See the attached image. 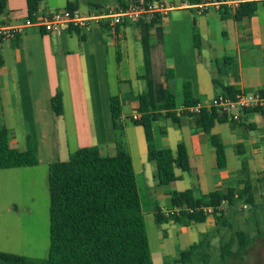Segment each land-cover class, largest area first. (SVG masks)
<instances>
[{"label":"crops","instance_id":"obj_1","mask_svg":"<svg viewBox=\"0 0 264 264\" xmlns=\"http://www.w3.org/2000/svg\"><path fill=\"white\" fill-rule=\"evenodd\" d=\"M5 1L9 9L0 12V28L29 18L25 0ZM130 1L83 0L86 9L82 10L78 0H41L33 20L66 8L67 2L88 15L115 12ZM161 1L169 9L156 16L158 19L143 16L118 26L102 21L89 31L66 27L58 33L32 26L16 39L0 38V129L6 130L10 146L18 150H25L29 140L38 158L35 166L0 169L1 173L42 166L48 170L52 162L66 161L79 148L95 147L102 156L118 150L129 155L138 194L142 190L150 199L149 213L154 221L156 209L166 214L175 210L171 191L192 190L199 197L249 182L255 194L263 197L264 183L259 180L264 175V116L243 113L239 122L215 123L207 133L195 117L180 111L185 82L203 106L217 93H226L224 88H230L231 93L264 90V0H254L255 13L242 20L234 18L238 6L233 2L246 0L218 7L215 3L224 0ZM165 88L175 98V109L170 112L177 120L161 116L153 122L154 145L174 152L183 144L189 170L175 168L178 178L159 185L155 164L147 157L143 128L133 116L140 118V95L146 96L150 112H167ZM57 92L62 99L59 116L50 105ZM110 96L120 102L118 129L111 117ZM211 135L223 145L222 168L217 167ZM202 224L205 228L199 234L214 227L215 217L209 215ZM161 235L166 237V229Z\"/></svg>","mask_w":264,"mask_h":264},{"label":"trees","instance_id":"obj_2","mask_svg":"<svg viewBox=\"0 0 264 264\" xmlns=\"http://www.w3.org/2000/svg\"><path fill=\"white\" fill-rule=\"evenodd\" d=\"M27 16L34 19L41 0H25ZM6 6L0 0V12ZM66 8L76 10L75 3L67 2ZM256 11V2L246 0L238 4L234 12L236 20L248 19ZM154 19H158L157 17ZM198 47V36L194 35ZM0 54V67L2 66ZM264 91V90H263ZM224 92L232 94L230 88ZM141 125L147 144L148 160L156 167L155 177L159 185H168L178 177L175 168L189 170V160L183 144L173 152L169 148L158 149L154 145L152 125L161 116L176 121L170 112L176 103L174 96L165 88L164 114L150 112L145 95L138 96ZM198 103L192 96L189 82L183 84L182 115L195 117L196 123L210 133L215 123L227 120L214 107H203L198 113L184 110ZM55 116L62 113V99L57 92L50 99ZM110 112L115 128L121 108L118 97L110 96ZM245 114L259 113L264 116V107L248 108ZM210 140L215 148L217 167L225 166L223 145L217 136ZM38 158L27 140L25 150L10 146L7 132L0 129V169L35 166ZM259 182L264 183V175ZM49 190V250L45 259L0 251V264H154L146 233L135 175L129 155L118 150L114 155L102 156L95 147H82L71 152L66 161H54L48 167ZM254 187L246 182L241 188L226 191L215 190L199 197L192 190L171 191L170 199L174 211L168 212L172 220L189 225L202 223L209 216L202 207H212L215 225L201 234L197 242L191 243L177 258L166 259L163 264H209L212 259L213 237L224 227H229L226 217H233L242 205L254 204ZM225 202V203H224ZM224 203V204H223ZM170 213V214H169ZM155 223L160 225L167 216L156 209ZM249 235L241 229H233L228 240L220 241V260L225 262L233 256L241 259L250 246ZM233 245L235 247L233 248Z\"/></svg>","mask_w":264,"mask_h":264},{"label":"rangeland","instance_id":"obj_3","mask_svg":"<svg viewBox=\"0 0 264 264\" xmlns=\"http://www.w3.org/2000/svg\"><path fill=\"white\" fill-rule=\"evenodd\" d=\"M78 1L80 9H86L83 0ZM105 1L109 4L112 2V0ZM8 9L6 6L5 12ZM255 193L256 204L240 206L232 218L226 217L227 222L230 223L229 227L222 228L220 233L212 238V259L209 264H264V194L260 197ZM139 199L154 264H163L166 259L169 261L177 258L181 251L200 239L199 231L205 228V224L193 223L190 227L173 225L175 221L164 212L167 220H171L172 223L163 222L157 225L152 214L149 213L150 199L144 197L142 190H139ZM236 228L249 235L250 246L241 259L231 256L220 263V241L228 240L231 232ZM164 229L167 232L166 237L161 235ZM48 250L47 168L42 166L14 169L11 173L0 172V251L40 260L47 257ZM195 264L203 263L197 261Z\"/></svg>","mask_w":264,"mask_h":264},{"label":"built area","instance_id":"obj_4","mask_svg":"<svg viewBox=\"0 0 264 264\" xmlns=\"http://www.w3.org/2000/svg\"><path fill=\"white\" fill-rule=\"evenodd\" d=\"M232 2V0H224L223 2H216L215 5L218 7L221 3L230 4ZM233 3L235 7L238 6V3ZM204 7L205 5H198L200 9H204ZM168 9V6L161 0H132L121 10L88 15H83L77 10L62 8L43 14L38 21L27 18L22 24L0 28V38L16 39L25 32L26 28L32 26H40L44 31L54 33H58L66 27L89 31L93 24H100L102 21H106L109 26H118L126 21H139L143 16L155 18L158 15H165ZM203 107H214L224 114L228 121L239 122L246 109L264 107V91H236L232 94L217 93L206 106L196 103L184 110L198 113ZM133 119H138V116L134 115ZM202 210L208 215L213 212V208L210 206L202 207Z\"/></svg>","mask_w":264,"mask_h":264}]
</instances>
